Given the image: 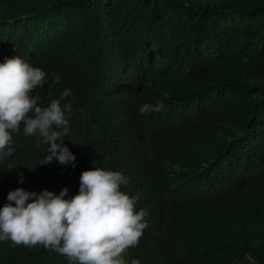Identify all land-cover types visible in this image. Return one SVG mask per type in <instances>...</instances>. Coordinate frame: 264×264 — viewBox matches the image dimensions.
Here are the masks:
<instances>
[{
	"label": "trees",
	"instance_id": "16d2710c",
	"mask_svg": "<svg viewBox=\"0 0 264 264\" xmlns=\"http://www.w3.org/2000/svg\"><path fill=\"white\" fill-rule=\"evenodd\" d=\"M14 56L47 73L43 106L71 90L77 159L39 165L22 124L0 209L18 188L71 199L95 162L147 210L125 264H264V0H0V63ZM0 264L76 262L0 241Z\"/></svg>",
	"mask_w": 264,
	"mask_h": 264
},
{
	"label": "clouds",
	"instance_id": "9594fccd",
	"mask_svg": "<svg viewBox=\"0 0 264 264\" xmlns=\"http://www.w3.org/2000/svg\"><path fill=\"white\" fill-rule=\"evenodd\" d=\"M46 77L45 71L18 56L0 63V161L13 156L12 134L23 124L26 136H35L37 145L47 146L39 165L56 160L62 166H76L77 158L63 139L69 132L66 113L72 111V104L62 102L72 92L65 89L59 99L43 106L41 97L33 92L44 86ZM52 80L59 84L60 76L54 74ZM162 109V104H145L140 114ZM7 170H13L12 166ZM19 176V182L24 183L23 173ZM128 182L121 172L98 168L94 162L92 170L81 174L79 194L71 199H65L67 188L59 195L47 190L11 191L8 203L0 209V241L27 247L42 245L76 264H125L127 249L138 245L148 227L147 210L136 211L139 197L121 190ZM131 264L141 261L132 259Z\"/></svg>",
	"mask_w": 264,
	"mask_h": 264
}]
</instances>
